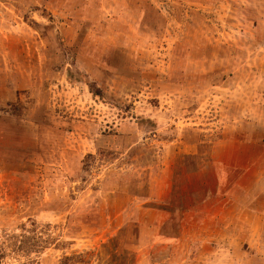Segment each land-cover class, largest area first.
I'll use <instances>...</instances> for the list:
<instances>
[{
	"label": "rangeland",
	"instance_id": "1",
	"mask_svg": "<svg viewBox=\"0 0 264 264\" xmlns=\"http://www.w3.org/2000/svg\"><path fill=\"white\" fill-rule=\"evenodd\" d=\"M0 264H264V0H0Z\"/></svg>",
	"mask_w": 264,
	"mask_h": 264
}]
</instances>
